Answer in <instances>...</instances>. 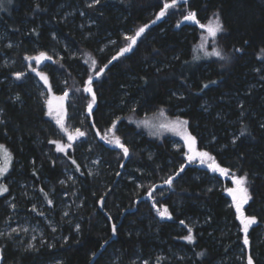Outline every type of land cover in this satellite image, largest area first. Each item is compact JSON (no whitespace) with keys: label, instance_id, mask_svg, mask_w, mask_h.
<instances>
[{"label":"trees","instance_id":"16d2710c","mask_svg":"<svg viewBox=\"0 0 264 264\" xmlns=\"http://www.w3.org/2000/svg\"><path fill=\"white\" fill-rule=\"evenodd\" d=\"M92 1L0 0V145L11 155L0 175L8 189L0 194V229L28 223L41 231L32 245L18 232L0 237V264H89L106 243L92 264H247L249 256L264 264V0H176L158 21L172 0ZM190 12L202 24L219 18L223 30L205 37L185 22ZM52 49L62 58L46 76L77 112L92 100L86 81L104 69L92 84L85 136L66 156L50 143L59 133L25 64ZM160 110L188 122L199 151L246 177L244 214L257 220L247 246L225 195L230 182L186 164L183 149L134 124ZM116 122L129 150L121 172L123 150L104 146L94 131L101 138ZM164 208L171 219L155 211Z\"/></svg>","mask_w":264,"mask_h":264},{"label":"rangeland","instance_id":"374dc122","mask_svg":"<svg viewBox=\"0 0 264 264\" xmlns=\"http://www.w3.org/2000/svg\"><path fill=\"white\" fill-rule=\"evenodd\" d=\"M85 1L88 4L94 3L92 0H85ZM216 19H217L216 17H211L204 24L207 25V24H209L210 21H215ZM185 22H188L190 24H195L203 32V35L205 37H210L208 32L200 27V24H202V23L197 22V20L196 21L186 20ZM126 37H129V35H127ZM62 47H63L64 52L67 53L68 55H70V52L67 50V47L64 45H62ZM40 53L41 52H39L37 55H35L33 57L39 56ZM45 54L47 56L51 57V59L50 60H43L39 64H37L36 60H34V59L33 60L26 59L25 64L27 66V71L32 73L35 76L36 84H37V87L39 88V91H40V98H41L43 106H44L45 115L55 125V127L58 130L59 135L56 138V140H54V141H58L59 143L64 144V145L71 144V147H67L64 152H59V151H57L56 144L53 143L55 152L57 154L62 155V156H66L68 153L73 152L75 145L78 142H80L81 139L83 138V137H76L74 140L69 141L68 134L75 135V132L77 129L82 131L81 126H82V123L85 120L86 115L89 111L88 105H89V103H91V101L89 100L87 102L86 107H85V111L80 113V112H77L75 110L76 108L71 102L73 97H71L69 95L64 97V93H62V94H55L54 93L53 88L50 85L48 78H47V84H46L44 82V80L41 79V76L37 75V72H41L46 76L45 72H46L49 64L50 63L52 64L53 61H55L57 59L59 60L60 58H62V54L59 51L57 52V50H55V49H52L48 53H45ZM60 97H64V99L61 101L59 99ZM69 106H71V110H72L71 114L68 113V107ZM50 112H51V114H49ZM58 118L63 119L64 128L66 131L62 130L60 128V126L57 124ZM177 120L185 121V120H182L178 117H173V118L169 117V116H167L165 111L160 110L153 115L144 117V118L137 120V121H134V124L136 125V127L138 129L142 130L148 136L153 137V138L167 137L171 141L172 147L174 149H183L184 160H185L186 164L201 167V168L209 171L211 174H215L217 176H220L223 180L230 182L229 183L230 185L225 189V195L229 198L230 206L232 207L233 211L235 212L236 220L240 224V231L242 234V239L244 241V232L242 230L243 226L240 223V220L238 219V213L236 211L233 198H232V196H230L228 194V190L230 188L235 187V184L233 183V179L237 178V177L230 175L229 172L225 175H221L219 171L213 172L211 170V168L209 167L210 161H208L207 158H205L204 163H201V160L198 157L189 161L188 156L191 155V153L189 152V145H188L187 140L185 139V135L191 136L194 139L195 143L193 145V148H194L196 153L203 152V151H199L197 149L196 140L189 133L188 128H187V124L184 126V132L183 133L176 132V131H169L166 128L160 127V125L170 124V123L175 122ZM115 125H117V122L115 123ZM106 133L108 134V137L112 136L111 132L108 131ZM105 134H103L102 136H104ZM110 145L116 147L115 144H110ZM95 161H97V160H95ZM89 169L92 170V168H90V167H89ZM69 179L71 180V178H69ZM247 203L243 205V209H242L243 213H244V207L247 205ZM36 208H37V204L34 205L33 209L35 211H39L38 210L39 208L38 209H36ZM45 223H47V222H45ZM254 225H251L250 228ZM13 232H18L20 235H22L23 237H21V239H24V235L27 236L26 238L29 239L28 241H29L30 245H32L35 240L41 238V231L37 227V225L36 224L31 225L28 223L24 224V226L16 225L13 227H5V228L0 229V237L9 238L13 234ZM0 260H1V248H0Z\"/></svg>","mask_w":264,"mask_h":264},{"label":"snow or ice","instance_id":"6c2138e0","mask_svg":"<svg viewBox=\"0 0 264 264\" xmlns=\"http://www.w3.org/2000/svg\"><path fill=\"white\" fill-rule=\"evenodd\" d=\"M95 3H99V0H95ZM175 4H176V0H172V3H165L163 5V9L161 10L159 15L157 16V20H159L161 17H163L166 14L167 10L169 8L174 7ZM184 19L196 21V14L194 12H190L188 15H186L184 17ZM200 27L202 29H204L205 31H207L208 34L213 39L216 37V35L219 32H221L223 30V25L220 23L219 18H217L215 21H210L209 24H207V25L200 24ZM144 32H145V27H141L135 33V36L125 37V39L131 41V43L128 45V47L121 49L120 55H124V53L130 52L132 50V47L136 44V39L138 37H140ZM237 51H239V50H237ZM211 55H214L220 59H225V57H223L219 51H214L211 53ZM26 59H28V60L34 59V60H36L37 64H39L43 60H50L51 57H49L45 53L41 52L39 54V56H37V57H26ZM115 59H117V57H113V60H115ZM93 64H95V61H93ZM37 75L41 76V79H43L44 82L47 84V77L43 73L37 72ZM20 78H21L20 74H18L17 79H20ZM92 84H93L92 77H89L88 80L86 81V86L84 87V92L92 94L91 103H89V105H88L89 114H91L92 107L96 103V96L93 92ZM205 87H207V85H205ZM67 95H68L67 92H65L64 97H66ZM64 97H60L59 99L62 101L64 99ZM49 114H51V112ZM187 123H188L187 121L177 120V121L172 122L170 124L160 125V127L166 128L169 131H176V132L183 133L184 132V126ZM57 124L60 126V128L62 130H65L64 122H63L62 118L57 119ZM115 128H116V125L113 124L112 127L109 129V132L112 133L111 137H108V134L106 133L104 136H101V139L105 140L106 143H108V144H115L116 147L121 148L123 150L124 156L127 157L129 155V150L127 147H125L121 143L119 136L115 135V131H114ZM97 134L99 135V133H97ZM243 134L244 133L241 132V135H243ZM83 136H85V133L80 131L79 129H77L75 132V135L68 134V139H69V141H72L76 137H83ZM185 139L188 142L189 152L191 153V155L188 156L189 161L198 157L201 160V163H204L205 158H207V160L210 161L209 167L211 168V170L213 172L219 171L221 175H225L228 173V171H229L228 169L221 168L219 165L215 164L214 158L211 157L209 155V153H207V152L196 153L194 148H193L195 141L191 136L185 135ZM50 143L56 144L57 151H59V152H64L67 147H71V144L64 145V144L59 143L58 141H50ZM0 153H2V155H3V163L0 164V175H3L4 173H6L8 171V167L11 163V155L7 151V149L4 148L3 145H0ZM73 163H75V161H73ZM183 171H184V169H183V167H181L180 172H183ZM176 175H179V172L176 173ZM173 179H174V177H170L167 181H165V183H167L169 186H171ZM233 183L235 184V187L230 188L228 190V194L230 196H232L233 201L235 203V208H236V211L238 213V219L240 220V223L243 226V228H242V230L244 232V241L243 242L247 246L249 244V239H248L249 228L251 225L256 224L257 220L255 217L245 216L243 211H242L243 205L246 204L248 202V200L250 199V196L248 195V189L245 187L246 177L242 176V177L234 178ZM7 191H8V189L6 186L0 185V194H3L4 192H7ZM149 195H151V193H149ZM153 206L155 207V205H153ZM157 212L160 215L161 219H164V218L171 219L172 218L167 208H164L162 211L160 209H157ZM181 223H184V222L181 221ZM112 231H113V234L115 235V233H116L115 226H113ZM190 233H191V229H189V235L184 237V239L188 240L189 242H191L193 239V237L191 236ZM247 264H253V259L251 256L248 257Z\"/></svg>","mask_w":264,"mask_h":264},{"label":"water","instance_id":"95a60500","mask_svg":"<svg viewBox=\"0 0 264 264\" xmlns=\"http://www.w3.org/2000/svg\"><path fill=\"white\" fill-rule=\"evenodd\" d=\"M157 21H158V20H157ZM103 70H104V69H103ZM103 70L100 71V72H99V73H98V74H97L92 80H93V81L96 80V79L100 76V74L103 72ZM85 86H86V84H85ZM87 95H91V94H90V93H87ZM94 108H95V107H92L91 114H92ZM91 114H89V111H88L87 115H88L89 117L91 116ZM94 131H95V133H96V136H97L98 141L101 142L104 146H106V147H108V148H117V147L111 146V145H109L108 143H106V141H104V140H102V139L100 138V136L97 134L96 130H94ZM127 159H128V156L125 158L124 162L122 163V165H121V167H120V172L122 171V168H123L125 162L127 161ZM167 185H168L167 183L164 184V186H167ZM159 187H161V186H155V187L152 189V191H150L149 193H151V195H152V192H153L154 190H156L157 188H159ZM149 193H148L147 195H145L144 197H142L141 199L137 200V202L139 203V202L144 201V200H149V199L151 198V195H149ZM103 200H104V198H102V199L100 200V202H99V209L102 208ZM101 202H102V203H101ZM155 211L157 212V209H155ZM106 244H107V243H106ZM106 244L103 245V246L97 251V253L92 257V260H91V262H90L89 264H92V262H93V261L99 256V254L104 250Z\"/></svg>","mask_w":264,"mask_h":264}]
</instances>
